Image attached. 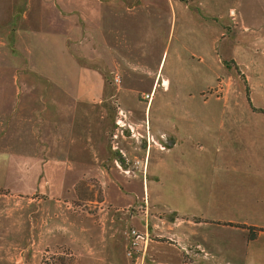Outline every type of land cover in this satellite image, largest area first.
<instances>
[{
	"label": "crops",
	"instance_id": "1",
	"mask_svg": "<svg viewBox=\"0 0 264 264\" xmlns=\"http://www.w3.org/2000/svg\"><path fill=\"white\" fill-rule=\"evenodd\" d=\"M197 1L216 25L180 0H0V189L57 200L97 175L112 206L167 198L177 231L195 233L200 253L179 248L193 262L227 251L226 262L264 264V97L250 88L257 76L264 93V63L234 6ZM241 68L243 99L233 87ZM219 79L221 96L203 94ZM113 97L143 134L113 136L145 161L131 178L117 175L108 142L119 123L105 105ZM247 227L262 230L249 239Z\"/></svg>",
	"mask_w": 264,
	"mask_h": 264
},
{
	"label": "rangeland",
	"instance_id": "2",
	"mask_svg": "<svg viewBox=\"0 0 264 264\" xmlns=\"http://www.w3.org/2000/svg\"><path fill=\"white\" fill-rule=\"evenodd\" d=\"M180 2L186 4L189 14L201 15L209 24L216 25L214 18H207L201 13L197 0ZM216 4L220 9L234 6L236 14L246 20L243 28L248 26L251 30L247 32L248 41L243 42L250 47L254 61L264 63V0H217ZM191 23L188 22L186 27L190 28ZM181 24L177 19L172 28L174 37L168 38L170 49L176 44L175 36ZM220 44L217 43V50ZM241 71L243 73L236 72L233 87L243 99V92L246 93L245 70L241 68ZM255 80L257 76H250L252 97L263 98L264 93L257 91ZM224 86L219 79L214 87L203 94L221 96ZM112 87L115 86L110 87L114 93ZM142 97L149 102L145 94ZM144 104L141 105L142 110ZM105 105L111 115L115 114L114 121H121L114 125L108 136L110 146L116 147L112 150L117 175L123 178L134 177L135 170L143 166L145 161L141 164L139 159L129 157L118 147L119 142L113 136L129 135L126 132L128 129L133 138H140L142 132L136 126V129L131 126L114 97L106 99ZM149 115L146 118L147 124L152 119V111ZM96 176L78 182L74 187V195L57 200L39 195L22 197L0 189V264H201L193 262V252L181 253L187 245L199 253L201 250L200 246L189 241L191 236H195L192 229L190 233L177 231L180 220L176 221L177 224L173 223L175 214L167 210V198L161 199L158 206L144 199L133 201L127 196L125 205L112 206L108 200L114 198L115 194L108 189L110 182ZM131 191L133 193L135 188L132 187ZM206 239L204 245L215 244L210 240L211 236ZM200 240L201 237L196 238V241ZM207 253L206 256L214 259V262L208 264H232L231 261L226 262L229 258L227 251L220 252L217 259L210 251Z\"/></svg>",
	"mask_w": 264,
	"mask_h": 264
},
{
	"label": "trees",
	"instance_id": "3",
	"mask_svg": "<svg viewBox=\"0 0 264 264\" xmlns=\"http://www.w3.org/2000/svg\"><path fill=\"white\" fill-rule=\"evenodd\" d=\"M257 111H259V112H261V113H264V110H262V109H257ZM247 229H248V231H249V234H248V238H249V239H253V238L255 237V233H256L257 231H260V230H261V229L254 228V227H248Z\"/></svg>",
	"mask_w": 264,
	"mask_h": 264
},
{
	"label": "built area",
	"instance_id": "4",
	"mask_svg": "<svg viewBox=\"0 0 264 264\" xmlns=\"http://www.w3.org/2000/svg\"><path fill=\"white\" fill-rule=\"evenodd\" d=\"M113 80H114V83H117V82H119V77H118V75H115V76H114V78H113ZM148 96H149V94H148V95H147V94H145V97H148ZM121 112H122V111H121ZM118 122H119L118 124H120V122H121V121H120V120H118ZM136 163H137V162H136Z\"/></svg>",
	"mask_w": 264,
	"mask_h": 264
}]
</instances>
